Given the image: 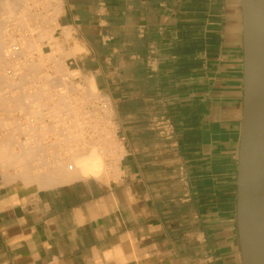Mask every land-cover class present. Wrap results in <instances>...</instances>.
<instances>
[{
	"label": "crops",
	"instance_id": "0c3cea01",
	"mask_svg": "<svg viewBox=\"0 0 264 264\" xmlns=\"http://www.w3.org/2000/svg\"><path fill=\"white\" fill-rule=\"evenodd\" d=\"M39 2L58 58L93 77L111 110L118 162L108 180L41 186L26 160L16 170L0 156V264H241L240 0ZM2 97L0 123H12L23 109ZM161 115L171 140L153 126ZM16 131L0 155L25 153L11 146Z\"/></svg>",
	"mask_w": 264,
	"mask_h": 264
},
{
	"label": "rangeland",
	"instance_id": "374dc122",
	"mask_svg": "<svg viewBox=\"0 0 264 264\" xmlns=\"http://www.w3.org/2000/svg\"><path fill=\"white\" fill-rule=\"evenodd\" d=\"M13 1L15 2V4ZM13 4H14V6H13ZM40 5H41V3L39 2V0H0V38H1V40L3 39L2 41L5 42L6 40H8L9 38H11L14 35L13 39H15V38L18 39L19 42H16V43L19 44L21 47L20 53H18L19 57L16 58L17 64L15 63V61H12L13 58H10L8 56L5 57L4 51H3L4 55L2 54L3 52L1 53V51H0L1 55L4 56V59H3V57L0 56V58H2V59H0V75L1 76H5V75L8 76V81H7V76L3 77V79L4 80L6 79V80L4 82V80L2 79V81H3V83H2V81L0 79V82H1L0 84H8L10 87H12L11 92L10 91L8 92L6 90H0V97L2 98V99H0V101L4 100V98L2 96H5V98L10 97L12 99V104H13L12 108H14L15 107L14 104L16 103V99H13V98H17L21 94V92L22 93L25 92L27 94L30 93V95H31L34 93V90H35V92H36L35 94H37V95L40 94L41 92L43 93V96H41L42 101H40L41 99L38 98L39 96H37V98H38L37 100L40 99L39 101L44 102V104L46 102H47V104H51V105L45 104L46 106H42L41 109L39 108L40 112L42 111V113H44V114H42V116L35 113L36 115H34L33 118L32 117L29 118L30 120H29L28 125L31 126V124H32L33 128L36 127L35 128L36 130L34 129V131L33 130L30 131L31 130L30 129L29 132L26 130L24 132L22 130V125H23V127L25 126L24 122H26L25 121L26 118L24 120V116L20 115V112H19V115L16 116V117H18L17 120L12 121V123H9V122L8 123H3V122L0 123V145L2 144L1 142L4 141V135H6V133L10 132V128L14 129V126L16 125V123H20V125H17V127L18 126L21 127V131L18 130L19 132L18 131L14 132L15 137L12 139L13 143L11 146L16 147L17 152L19 150H21V152H22L23 150H25L24 148L28 147L29 149L28 148L27 149L30 150V148H31L33 150V153L36 152V153L42 154L41 150H45L46 153L50 154V155H48V154L43 155L42 154V156L46 157L44 159L45 164H44V161L41 163L42 160L39 159V158H41V157H39V156H41V154H37V155H35V153L32 154L33 156L31 158L33 160L30 159L31 162H29V164L31 163L32 169H34L33 170L34 173H37V172H35V170L37 171L38 168L40 170L41 169L45 170L47 168L48 169L55 168L57 156H59V153H61V152L62 153L60 154V156H63V158H66V157L68 158L69 155H72V154H70L71 151L72 152L76 151L77 154H80V153L86 154L85 151L89 152L90 149H92L91 151H93V149H97L95 151H98L97 153L99 155H101L100 161H101V164L103 167V173L96 178L108 180L112 175L111 173L114 172V169L117 167V162H118L117 161V155H116L117 138L115 136V130L112 127V124L108 121V119H109L108 117L111 115V110L109 108H106V106L101 104L102 102H101V98L99 96V93L97 91V88H95L94 90L90 89L88 82H89V80H93V77L85 75V74H79L78 72H71L67 68L65 61L63 59L58 58L57 54L59 52L56 48L53 47V42L50 41V40H53L52 39V25L50 23L48 24V22L46 23V21L45 22L43 21V16L38 11V8ZM14 10H15V12H14ZM17 17H21V19H19ZM23 17H24V19H23ZM22 21L24 23L26 22V25ZM23 25L25 26L24 32H23V28H24ZM21 27H23V28H21ZM1 28H3V29H1ZM4 28H5V31H4ZM12 30H14V31H12ZM44 39H48V42L51 44L45 43L47 45H44L42 42ZM0 43H1V41H0ZM0 48H3V44ZM66 56H67V53H66ZM8 60H9V62H8ZM10 61H12V62H10ZM5 63H9L7 65V67H6ZM21 63L24 64V65L22 64V66H25V67L21 66L22 70L20 69ZM27 64H28V66H27ZM29 66H31L32 68L31 69L29 68L30 70L29 69L27 70V68ZM34 67H35V69H33ZM19 70L21 71V75H17V73L20 74ZM36 70H40V71L34 72ZM27 71H28V73H27ZM29 71H31V73H34V74L31 75ZM8 72H10V73H8ZM11 72H12V74H11ZM15 72H16V74H15ZM22 72L27 73V74L25 73L26 74L25 77H27V75L31 76V77H29V79H31L30 80L31 82L29 81V83H28L29 86H28V84H26L24 87L22 82L17 84V82H20V77L21 76L23 77V75H24V74H22ZM46 75H48V76H46ZM13 76L14 77L16 76L15 77L16 80ZM37 76L39 79L37 78ZM49 76H50V78H49ZM10 77H12L15 80V84H17V85L10 84V83H12L11 82L12 79H10ZM46 77H48V78H46ZM29 79H27V80H29ZM9 80H10V82H9ZM44 80H46V81H44ZM23 81H24V79H23ZM13 83H14V81H13ZM39 83H41V84H39ZM70 84L75 85V91H73V89L70 88ZM38 86H40V87H38ZM32 87H33V89H32ZM36 87H37V89H36ZM15 92H17V93H15ZM68 93H70V94L74 93L75 94L76 100L74 103L72 101V97L67 100V94ZM65 96H66V98H64ZM61 98H63L62 102L60 101ZM53 101L55 102V104ZM67 102L71 103V104H68ZM63 103L66 106L68 104L69 105V106H67L68 108L65 105H62ZM72 103H73V105H72ZM52 105H54V106L52 107ZM56 105H62L64 107L62 108L61 106H56ZM74 106L75 107L77 106V107L74 108ZM89 106L91 107L90 109H89ZM57 107L61 110L59 111V109ZM71 108H72V110L75 109L78 111L75 112V110H73L74 111L73 112L71 110ZM33 109H34L33 107H32V109H31V107H29L28 111H32ZM65 109L67 110V112L65 111ZM63 110L65 111V113ZM69 110L74 114L73 117L69 116L70 115L69 114L70 112L68 113ZM53 111H54V113H53ZM85 111H87V113H85ZM62 112H63V115H62ZM84 115H86L87 119ZM64 117H66L67 119ZM70 117H71V119H68ZM74 117H75V120H74ZM88 117L90 118V120ZM33 119L35 120V122ZM72 119H73V124H72ZM36 120H38V121H36ZM74 121H77V122L74 123ZM70 122H71V124H70ZM41 128H43V129H41ZM69 130L72 132V134ZM33 132H34V134H33ZM59 133H61V134H59ZM63 134H65V135H63ZM31 135H33V136L35 135V138L31 137ZM62 135H63V137H62ZM68 135H69V137H68ZM75 135L77 136L76 138L74 137ZM39 136H40V138H39ZM28 137H29V139H27ZM35 141L38 142L37 144L40 147H36L38 145H36V143H34ZM50 143H52L51 146H50ZM33 147H34V149H33ZM35 147H36V150H35ZM71 149H73L74 151ZM82 151H84V152H82ZM65 153H66V155H64ZM19 155H21V154L18 153L17 156H19ZM64 156H66V157H64ZM42 159H43V157H42ZM16 163L17 164H14L13 166L17 170L18 168H20L22 163H18V162H16ZM54 163H55V165H54ZM47 164H48V166H47ZM49 167H51V168H49Z\"/></svg>",
	"mask_w": 264,
	"mask_h": 264
},
{
	"label": "water",
	"instance_id": "95a60500",
	"mask_svg": "<svg viewBox=\"0 0 264 264\" xmlns=\"http://www.w3.org/2000/svg\"><path fill=\"white\" fill-rule=\"evenodd\" d=\"M240 5L244 83L236 227L241 264H264V0Z\"/></svg>",
	"mask_w": 264,
	"mask_h": 264
},
{
	"label": "bare ground",
	"instance_id": "6f19581e",
	"mask_svg": "<svg viewBox=\"0 0 264 264\" xmlns=\"http://www.w3.org/2000/svg\"><path fill=\"white\" fill-rule=\"evenodd\" d=\"M14 2V1H13ZM18 2V1H17ZM16 2V3H17ZM14 4H15V2H14ZM14 4H13V6H14ZM16 7V6H15ZM14 12H15V10H14ZM15 14V13H14ZM21 14V13H20ZM24 15V14H23ZM26 17V16H25ZM17 18H19V19H21V17H17ZM23 19H24V17H23ZM26 19V18H25ZM23 22V21H22ZM24 23V22H23ZM25 25H26V22L24 23ZM24 27V28H23ZM23 27H21V28H23V32H24V29H25V26L23 25ZM1 29H3V28H1ZM2 31V30H1ZM4 31H5V28H4ZM12 31H14V30H12ZM22 32V31H21ZM13 33V32H12ZM2 34V33H1ZM14 36V35H13ZM13 36L11 37V39L10 40H8V42L6 43V42H4V41H2L1 40V38H0V41H1V45H0V47L2 46V44H3V48H0V51H1V53L4 51L5 52V55H4V52L2 53L5 57L6 56H8V57H10V58H13V60L12 61H15V63H16V58L17 57H19V54L18 53H20V50H21V47H20V45L19 44H17L16 42H19V40L18 39H13ZM20 38V37H19ZM3 42V43H2ZM15 43V44H14ZM3 49V50H2ZM1 53H0V56L1 57H3V59H4V56L3 55H1ZM25 53V52H24ZM21 56V55H20ZM0 59H2V58H0ZM12 61H10V62H12ZM8 62H9V60H8ZM14 63V62H13ZM14 63V64H15ZM32 63V62H31ZM30 63V64H31ZM9 63H5V65H6V67H7V65H8ZM17 64V63H16ZM22 64L23 63H21V65H20V69L22 70V67H25V66H22ZM29 64V65H30ZM4 65V66H5ZM24 65V64H23ZM15 66V65H14ZM22 66V67H21ZM27 66H28V64H27ZM31 69L32 67L31 66H29L28 68H27V70L28 69ZM26 69V68H25ZM24 69V70H25ZM29 69V70H30ZM33 69H35V67L33 68ZM37 69V68H36ZM10 71V70H9ZM20 71V70H19ZM18 71V72H19ZM26 71V70H25ZM37 71H40V70H36V71H34V72H37ZM30 72V74L32 75V74H34V73H31V71H29ZM7 73V72H6ZM8 73H10V72H8ZM26 72H22V74H24L23 75V77L21 76L20 77V82H17V84L18 83H21L22 82V84H24V85H26V84H28L29 83V81L31 80V79H29V77H31V76H28L27 75V77H25V75L28 73V71H27V73L25 74ZM41 73V72H40ZM4 74V73H3ZM11 74H12V72H11ZM15 74H16V72H15ZM17 75H21V71H20V74H18L17 73ZM38 75V74H37ZM1 76V75H0ZM7 75H5V76H1L0 77V79H1V81H2V79H3V77H6ZM11 76V75H10ZM46 76H48V75H46ZM52 76V75H51ZM14 77V76H13ZM16 77V76H15ZM14 77V78H15ZM53 77V76H52ZM37 78H38V76H37ZM46 78H48V77H46ZM49 78H50V76H49ZM10 79H12V83H10V84H15V80H16V78H15V80L12 78V77H10ZM18 79V78H17ZM23 79H24V81H23ZM27 79H29V80H27ZM39 79V78H38ZM44 79V78H43ZM4 80V79H3ZM6 80V79H5ZM5 80H4V82H5ZM33 80V79H32ZM52 80V79H51ZM50 80V81H51ZM7 81H8V76H7ZM13 81H14V83H13ZM44 81H46V80H44ZM9 82H10V80H9ZM8 82V83H9ZM31 82V81H30ZM33 82V81H32ZM1 83V82H0ZM2 83H3V81H2ZM46 83V82H45ZM48 83V82H47ZM17 84H15V85H17ZM31 84V83H30ZM33 84V83H32ZM37 84V83H36ZM39 84H41V83H39ZM50 84V83H49ZM88 84H89V87H90V89L91 90H94L96 87H95V84H94V82H93V80H89V82H88ZM46 85V84H45ZM28 86H29V84H28ZM33 86V85H32ZM35 86V85H34ZM31 87V86H30ZM38 87H40V86H38ZM32 89H33V87H32ZM31 89V90H32ZM36 89H37V87H36ZM15 93H17V92H15ZM22 93V92H21ZM29 93V92H28ZM32 93V92H31ZM36 92H35V90H34V93L33 94H31L30 95V93L27 95V97H23V99H24V102L23 103H16V106L13 108L14 110H20V108L21 109H23L22 110V113H23V116H24V120H25V118H26V122H24V127H23V125H22V130L25 132V130L26 131H28L29 132V130L30 131H34V129L36 128V127H32V124H31V126L30 125H28V123H29V118H33L34 117V115H36V114H38V115H41L42 116V114H44V113H42V111L40 112V110H39V108L41 109V107L42 106H46L45 104H47V102L44 104V102H40V101H42V99H41V96H43V93L41 92L40 94H35ZM38 93V92H37ZM22 94H27V93H22ZM48 94V93H47ZM65 94V93H64ZM34 95V96H33ZM49 95V94H48ZM37 96H39L38 98H40L39 100H37L38 98H37ZM48 97V96H47ZM68 98V97H67ZM47 99V98H46ZM63 98H61V102L63 101L62 100ZM58 100V99H57ZM56 101V100H55ZM54 102V101H53ZM68 103V102H67ZM66 103V104H67ZM23 104V105H22ZM54 104H55V102H54ZM68 104H71V103H68ZM67 104V106H69ZM47 105H51V104H47ZM62 105H65L64 103L62 104ZM62 105H56V106H61L62 108L64 107V106H62ZM23 106V107H22ZM54 105H52V107H53ZM66 106V105H65ZM66 106V107H67ZM29 107H31V109H32V107L34 108L32 111H28L29 110ZM60 107V108H61ZM65 107V108H66ZM77 107V106H76ZM75 106H74V108H76ZM36 108V109H35ZM55 108V107H54ZM58 108V107H57ZM68 108V107H67ZM52 109V108H51ZM59 109V108H58ZM61 109H59V111H60ZM71 110H72V108H71ZM73 110H75V109H73ZM72 110V111H73ZM44 111V110H43ZM55 111V110H54ZM54 111H53V113H54ZM64 111V110H63ZM65 111L67 112V110L65 109ZM65 111H64V113H65ZM76 111H78V110H75V112ZM70 112V113H69ZM74 112V111H73ZM36 113V114H35ZM41 113V114H40ZM68 113L70 114H68L69 116H71V117H73V113L69 110L68 111ZM85 113H87V111L85 112ZM59 114V113H58ZM62 115H63V112H62ZM67 115V114H66ZM40 116V117H41ZM65 116V115H64ZM85 117H86V115H84ZM39 117V118H40ZM57 117V116H56ZM67 117V116H66ZM66 117H64V118H66ZM71 117L70 118H68V119H71ZM89 118V117H88ZM67 119V118H66ZM86 119H87V117H86ZM15 120H17V118L15 119ZM32 120V119H31ZM34 120V119H33ZM49 120V119H48ZM56 120V119H55ZM54 120V121H55ZM61 120V119H60ZM74 120H75V117H74ZM83 120V119H82ZM89 120H90V118H89ZM36 121H38V120H36ZM59 121V120H58ZM70 121V120H69ZM84 121V120H83ZM88 121V120H87ZM19 122V121H18ZM34 122H35V120H34ZM43 122V121H42ZM75 122H77V121H74V123ZM80 122V121H79ZM86 122V121H85ZM27 123V124H26ZM62 123V122H61ZM69 123V122H68ZM70 124H71V122H70ZM69 124V125H70ZM72 124H73V119H72ZM17 125H20V123H16V127H17ZM75 125V124H74ZM38 126V125H37ZM72 126V125H71ZM76 126V125H75ZM47 127V126H46ZM73 127V126H72ZM40 128V127H39ZM75 128V127H74ZM17 129L19 130V126L17 127ZM41 129H43V128H41ZM87 129V128H86ZM36 130V129H35ZM67 130V129H66ZM71 130V129H70ZM69 130V131H70ZM57 131V130H56ZM63 131V130H62ZM73 131V130H72ZM19 132V131H18ZM23 132V133H24ZM50 132V131H49ZM71 132V131H70ZM33 134H34V132H33ZM59 134H61V133H59ZM71 134H72V132H71ZM27 135V134H26ZM63 135H65V134H63ZM63 135H62V137H63ZM30 136V135H29ZM45 136V135H44ZM55 136V135H54ZM31 137H33V138H35V135L33 136V135H31ZM42 137V136H41ZM68 137H69V135H68ZM72 137V136H71ZM75 138L77 137L76 135L74 136ZM32 138V139H33ZM37 138V137H36ZM39 138H40V136H39ZM60 138V137H59ZM27 139H29V137L27 138ZM52 139V138H51ZM36 140V139H35ZM69 140V139H68ZM3 141V140H2ZM29 141V140H28ZM63 141V140H62ZM5 140L3 141V142H1V143H3V145L1 144V146H5ZM68 142V141H67ZM34 143H36V145H38L37 143L38 142H34ZM19 144V143H18ZM22 144V143H21ZM49 144V143H48ZM45 145V144H44ZM52 145V143H50V146ZM20 146V145H19ZM22 146V145H21ZM29 146V145H28ZM31 147V146H30ZM36 147H40L39 145L38 146H36ZM36 147H35V150H36ZM22 148V147H21ZM28 148V147H27ZM27 148H24L25 150H23L25 153H23L22 155H19V156H15L14 154L12 155V154H2V155H0L1 157H3V158H5V159H3L2 158V161L4 160V162H7L6 161V159L7 160H9L12 156H13V158L12 159H10V160H13L14 159V161H11V163L13 162H15V159H17L16 160V162H18V163H21V162H26L27 163V166L29 165V162H31V160H33L31 157L33 156L32 154H34L35 153V155H37V154H41V153H36V152H34L33 153V150L30 148V150H28ZM71 148V147H70ZM33 149H34V147H33ZM40 149V148H39ZM75 149V148H74ZM32 150V151H31ZM41 150V149H40ZM71 150H73V149H71ZM70 150V151H71ZM92 149H90L89 150V152H87V151H85V153L86 154H81L80 152V154H77L76 153V151L75 152H72L71 151V153L70 154H72V155H69L68 156V158L66 157V156H64V157H66V158H63V156H60V154L62 153L61 151V153H59V156H57V160H56V167L55 168H53V169H45V170H43V169H39L38 168V170L36 171L35 170V172H37V173H34V169H31L30 171L31 172H27V170H26V174L27 173H29V175H31V177L34 179V181H39L40 182V184H41V186H47V185H51V184H55V183H61V182H66V181H70V180H73V179H78V178H86V177H90V176H92V177H98L99 175H101L102 173H103V167H102V164H101V155H99L97 152L98 151H95V150H97V149H93V151H91ZM3 151V150H2ZM63 151V150H62ZM68 151V150H67ZM74 151V150H73ZM91 151V152H90ZM41 152H42V154L44 155V154H48V153H46V151L45 150H41ZM45 152V153H44ZM69 152V151H68ZM82 152H84V151H82ZM67 153V152H66ZM66 153L64 154V155H66ZM42 154H41V156H39V157H41V158H39V159H41L42 161H41V163L44 161V159L46 158V157H44V156H42ZM69 154V153H68ZM17 155V154H16ZM48 155H50V154H48ZM63 155V154H62ZM42 157H43V159H42ZM37 158V159H38ZM54 158V157H53ZM31 159V160H30ZM55 159V158H54ZM26 160V161H25ZM39 161V160H38ZM9 162V161H8ZM49 162V161H48ZM40 163V164H41ZM5 164V163H4ZM44 164H45V161H44ZM49 164V163H48ZM48 164H47V166H48ZM30 165H31V163H30ZM42 165V164H41ZM54 165H55V163H54ZM37 166V165H36ZM35 166V167H36ZM54 167V166H53ZM26 168V167H25ZM30 168H32V166L30 167ZM49 168H51V167H49ZM40 170V171H39ZM39 171V172H38Z\"/></svg>",
	"mask_w": 264,
	"mask_h": 264
},
{
	"label": "built area",
	"instance_id": "2783aa9c",
	"mask_svg": "<svg viewBox=\"0 0 264 264\" xmlns=\"http://www.w3.org/2000/svg\"><path fill=\"white\" fill-rule=\"evenodd\" d=\"M154 128L165 138L171 140L174 136V126L171 119L166 115H161L153 121Z\"/></svg>",
	"mask_w": 264,
	"mask_h": 264
}]
</instances>
